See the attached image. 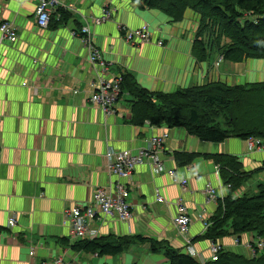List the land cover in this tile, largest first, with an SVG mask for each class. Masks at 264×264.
I'll return each instance as SVG.
<instances>
[{"label": "crops", "instance_id": "crops-1", "mask_svg": "<svg viewBox=\"0 0 264 264\" xmlns=\"http://www.w3.org/2000/svg\"><path fill=\"white\" fill-rule=\"evenodd\" d=\"M59 2L70 21H56L43 29L35 17L37 1H0V23H15L19 34L16 43L0 47V264L58 260L65 264H171L165 250L154 253L152 244L136 241L137 236L166 243L181 254H189L187 247H193L197 262L209 260L210 241H201L203 223L215 215L218 206L209 201L206 190L224 183L217 173L219 166L205 156L237 157L242 171L253 173L234 192V197H240L256 194L264 183V152L250 151L248 140L239 138L215 144L200 141L183 128L135 126L130 122L127 92L115 104L114 113L105 115L91 102L100 70L90 64L80 31L89 26L94 44L109 64L106 77L130 76L155 93L214 82L228 86L264 82V60L217 65L219 56L213 53L199 61L194 43L201 16L191 9L177 22L137 0ZM105 10L112 12L111 19L94 24L92 19L102 17ZM121 27L146 28L152 42L129 44ZM167 129L170 138L162 160L179 180L187 181L186 189L168 174H156L148 163L136 167L127 183L130 220L97 218L93 222L104 241H130L124 252L100 255L75 249L80 242L70 238L66 212L75 206L95 205L98 189L115 186L107 169V153L137 155L147 147V140ZM175 153L198 156L191 164L181 165ZM218 190V199L229 194L227 189ZM158 195L164 203L158 202ZM181 198L192 219L186 237L173 223ZM11 218L17 221L14 228L9 227ZM252 236L243 235L240 245L234 237L220 244L233 252L249 253L245 246Z\"/></svg>", "mask_w": 264, "mask_h": 264}, {"label": "trees", "instance_id": "trees-1", "mask_svg": "<svg viewBox=\"0 0 264 264\" xmlns=\"http://www.w3.org/2000/svg\"><path fill=\"white\" fill-rule=\"evenodd\" d=\"M143 6L160 9L173 21H181L187 9L201 16L194 50L199 61L208 60L213 53L226 62L241 63L245 60H264V0H147ZM55 15L58 20L55 19ZM71 16L57 8L50 21L69 22ZM122 96L131 97L130 122L143 126L165 125L170 129L183 128L203 142L223 143L230 138L259 139L264 144V82L228 86L221 82L178 90L175 93H155L142 88L130 76H123ZM224 118L218 123V118ZM181 165L191 164L198 154L175 153ZM219 166L225 185L230 184L229 194L218 199L217 212L208 222L209 227L201 241L218 242L227 237L253 233L264 239V183L255 195L234 197L236 190L253 174L243 172V166L234 156L206 155ZM138 242H150L152 251L165 255L171 264H201L189 254L170 248L166 243L137 236ZM130 241H83L74 246L77 250L99 252L100 255H118ZM251 257L235 253L224 247L216 261L205 264H264V252Z\"/></svg>", "mask_w": 264, "mask_h": 264}, {"label": "built area", "instance_id": "built-area-1", "mask_svg": "<svg viewBox=\"0 0 264 264\" xmlns=\"http://www.w3.org/2000/svg\"><path fill=\"white\" fill-rule=\"evenodd\" d=\"M1 1V0H0ZM38 2L35 11V17L37 24L40 28H49L51 17L55 10L60 6L59 0H34ZM140 4H145L147 0H137ZM112 12L105 10L103 16L100 18H93L92 22L96 25H102L103 23L111 19ZM123 37L129 44H140L146 42H152V36L146 29H129L121 27ZM80 35L86 46L88 59L90 64L95 70H100L98 73V82L95 84L96 91L91 97V102L98 105L105 115H111L115 111V104L122 97V83L123 75L113 76L111 78L106 77V71L108 69V62L104 59L100 49L94 44L91 38L92 32L89 26H84ZM19 39L18 29L15 23L5 21L0 23V47L5 43H16ZM159 46H163V42L157 43ZM146 124H149L146 122ZM150 125V124H149ZM170 138V133L165 130L161 135L150 138L147 143V147L141 150L137 155H134L130 151H122L119 153L109 151L106 155L107 169L109 175L115 179L114 187L110 189L100 188L94 195V204L87 206L86 208L75 206L66 212L67 223L70 226V238L75 242L94 241L100 238V234L97 228L93 227V222L97 218H114L122 222H128L132 216L129 186H127L133 172L136 167L143 164H150L156 174H168L175 182L179 183L183 189H186L187 181L179 180L177 173L174 170L166 168L162 158L164 156L163 151L166 143ZM250 151H262L264 152V144L259 139L248 140ZM217 173L219 168L217 167ZM220 189L231 188V185L222 184ZM211 185L207 188L206 194L210 202H216L219 197L218 189ZM183 198L177 201V211L174 217L173 223L178 233L186 237L189 233L192 219L189 214L188 208L183 202ZM158 202L164 203L165 200L158 195ZM17 221L15 218H11L9 221V227L14 228ZM204 230L209 227V222L204 221ZM205 233V232H204ZM235 244L240 245L238 238L235 239ZM188 245L191 246V241H188ZM246 248L251 252L253 256L259 251L264 252V239L259 238L256 243H248ZM221 245L217 242H212L210 246V260L216 261L221 251ZM189 255L193 258H197L198 255L194 251L193 247H187ZM31 256L34 252L30 253ZM204 259L201 258V261ZM206 262V260H204ZM38 264H65L63 260L54 262H41Z\"/></svg>", "mask_w": 264, "mask_h": 264}, {"label": "rangeland", "instance_id": "rangeland-1", "mask_svg": "<svg viewBox=\"0 0 264 264\" xmlns=\"http://www.w3.org/2000/svg\"><path fill=\"white\" fill-rule=\"evenodd\" d=\"M121 33L123 34V32L121 31ZM124 38V37H123ZM125 40V39H124ZM217 56H219L218 54H217ZM223 61H225L224 59H222L220 56H219V61H218V63H217V65H220L219 63H222ZM226 62V61H225ZM217 121H218V123H222L223 121H224V118L223 117H221V118H218L217 119ZM169 131V130H168ZM254 181H255V179H254ZM258 193V192H257ZM256 193V194H257ZM255 195V194H254ZM250 235H253V233H250ZM252 237H254V236H252ZM252 237H250V238H252ZM237 237H234V240L236 239ZM258 239L259 238H254V239H251L248 243H256L257 241H258ZM262 239V238H261ZM222 240H220V241H218L217 243L218 244H220V242H221ZM211 243L212 242H210V246H211ZM247 243V244H248ZM221 245V244H220ZM210 246H209V249H208V252H209V254L211 255V253H210ZM246 247V246H245ZM221 248H223V246L221 245ZM247 249V248H246ZM222 250V249H221ZM235 253H237V252H235ZM258 253H262V251H259ZM258 253H256V255H258ZM239 254H244V255H246L247 257H251V255L246 251L245 253H239ZM210 255H209V258H210ZM208 261H211L210 259L209 260H207L206 262H203V261H201V264H205V263H207Z\"/></svg>", "mask_w": 264, "mask_h": 264}]
</instances>
